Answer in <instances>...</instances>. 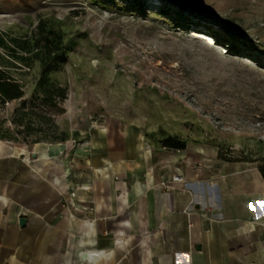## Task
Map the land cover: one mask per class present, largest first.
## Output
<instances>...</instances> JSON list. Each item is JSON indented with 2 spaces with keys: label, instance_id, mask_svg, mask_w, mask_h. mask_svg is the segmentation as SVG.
Masks as SVG:
<instances>
[{
  "label": "rangeland",
  "instance_id": "rangeland-1",
  "mask_svg": "<svg viewBox=\"0 0 264 264\" xmlns=\"http://www.w3.org/2000/svg\"><path fill=\"white\" fill-rule=\"evenodd\" d=\"M41 21L74 43L49 74L62 110L41 104L39 61L6 68L24 95L0 103V141L104 129L162 147L165 133L209 162L264 165V0H0L3 38H33Z\"/></svg>",
  "mask_w": 264,
  "mask_h": 264
},
{
  "label": "crops",
  "instance_id": "crops-1",
  "mask_svg": "<svg viewBox=\"0 0 264 264\" xmlns=\"http://www.w3.org/2000/svg\"><path fill=\"white\" fill-rule=\"evenodd\" d=\"M88 134L0 141V264H264L258 164Z\"/></svg>",
  "mask_w": 264,
  "mask_h": 264
},
{
  "label": "trees",
  "instance_id": "trees-1",
  "mask_svg": "<svg viewBox=\"0 0 264 264\" xmlns=\"http://www.w3.org/2000/svg\"><path fill=\"white\" fill-rule=\"evenodd\" d=\"M187 24L189 26L190 22ZM0 47L5 50L7 55L0 60V103L19 99L24 95L20 83L6 68L21 67L22 65L30 67L32 62L37 60L41 67L37 84V90L41 92L39 97L41 104L52 109L62 110L58 101H63L66 98L67 90L50 81L49 74L68 60L74 43L65 42L63 34L59 30L41 21L33 38L9 37L5 39L0 36ZM64 140H67V137L62 138V141ZM158 142L166 148L179 150L186 148V141L177 135L162 133ZM259 169L264 177V165H260Z\"/></svg>",
  "mask_w": 264,
  "mask_h": 264
},
{
  "label": "built area",
  "instance_id": "built-area-1",
  "mask_svg": "<svg viewBox=\"0 0 264 264\" xmlns=\"http://www.w3.org/2000/svg\"><path fill=\"white\" fill-rule=\"evenodd\" d=\"M182 178H181V176L180 175H176V176H174L173 177V181H180ZM163 186L165 187V188H168V189H170V188H172L171 186H170V184H168V183H163Z\"/></svg>",
  "mask_w": 264,
  "mask_h": 264
},
{
  "label": "water",
  "instance_id": "water-1",
  "mask_svg": "<svg viewBox=\"0 0 264 264\" xmlns=\"http://www.w3.org/2000/svg\"><path fill=\"white\" fill-rule=\"evenodd\" d=\"M26 220H27V219H26L25 217H21V218L19 219V223H20V225H23V224L25 223Z\"/></svg>",
  "mask_w": 264,
  "mask_h": 264
}]
</instances>
